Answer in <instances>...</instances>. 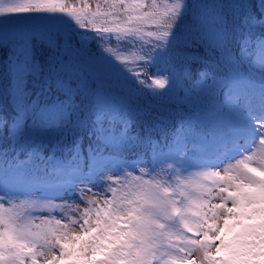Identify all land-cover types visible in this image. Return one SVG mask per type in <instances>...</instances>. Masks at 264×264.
<instances>
[{
	"label": "snow or ice",
	"instance_id": "1",
	"mask_svg": "<svg viewBox=\"0 0 264 264\" xmlns=\"http://www.w3.org/2000/svg\"><path fill=\"white\" fill-rule=\"evenodd\" d=\"M0 264H264V0H0Z\"/></svg>",
	"mask_w": 264,
	"mask_h": 264
}]
</instances>
